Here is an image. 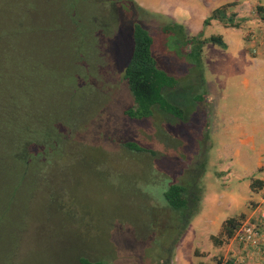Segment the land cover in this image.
I'll return each mask as SVG.
<instances>
[{
	"label": "rangeland",
	"instance_id": "374dc122",
	"mask_svg": "<svg viewBox=\"0 0 264 264\" xmlns=\"http://www.w3.org/2000/svg\"><path fill=\"white\" fill-rule=\"evenodd\" d=\"M249 1L254 15H234L236 28L195 32L162 15L180 0H59L54 12L46 0H0V264H75L80 254L159 264L165 229L176 240L167 239L168 264H227L238 254L212 236L227 218L242 224L264 209L261 185L250 189L264 180V0ZM132 16L179 82L170 99L179 115L123 113ZM219 34L225 48L202 43ZM44 132L59 150L24 171L20 142ZM172 182L192 183L196 198L184 228L163 198Z\"/></svg>",
	"mask_w": 264,
	"mask_h": 264
},
{
	"label": "trees",
	"instance_id": "16d2710c",
	"mask_svg": "<svg viewBox=\"0 0 264 264\" xmlns=\"http://www.w3.org/2000/svg\"><path fill=\"white\" fill-rule=\"evenodd\" d=\"M56 1L59 0H46L47 4L50 5V10ZM69 1V0H66ZM57 5V4H56ZM54 5L53 8L56 6ZM137 6V5H136ZM138 7V6H137ZM227 5L216 8L212 11V14L204 20V25L209 24L211 19L220 20L222 23L226 24V21L232 23L234 13L226 14ZM139 8V7H138ZM258 12L261 19H264V10L261 6L258 8ZM117 9L114 10L116 13ZM125 16V15H124ZM128 18V17H127ZM129 19L130 23V42L128 47L127 55L122 66V77L127 83V87L132 96V105L123 110L126 116L132 119H143L150 117L157 111L159 114L165 112H173L179 115L181 113L178 108V104L172 102L170 99L173 96L174 89L177 88L179 82L172 78L165 70L159 67L158 61L155 59L153 54L154 40L147 29L139 23L140 21L132 16ZM230 24L233 27H237V23ZM63 25L61 26V28ZM51 29H59L57 26H51ZM211 42L217 44L223 48L227 45L224 43L220 35L209 36L204 38L202 43ZM177 90V89H176ZM180 102V101H179ZM53 135L44 132L40 140L23 139L20 142V147L17 148L15 153V158L21 162L24 171L30 168V164L42 163L41 157L45 158L47 155H51L50 152H55L59 150L55 145V140H53ZM125 146L129 149L138 152H152L148 150L145 146L140 145L134 141H128ZM263 180L255 179L250 184V189H258L262 184ZM192 183H170L163 192V198L166 203V208L169 210L168 215L171 222L176 219L179 224L184 228L189 222L188 220L194 215L193 203H196V198L191 190ZM145 206V205H144ZM147 208V206H145ZM151 222L146 221L145 226L149 229ZM241 222L235 218H227L223 224L219 237L212 236V239L220 244L223 241L229 240L236 229L240 226ZM153 227V226H151ZM180 228V227H179ZM166 230V231H165ZM162 234L165 236V240H161L157 243L159 247L158 261L159 264H168L172 258L171 250L174 245L167 241L173 239V232L165 229ZM175 230V228H174ZM167 233V234H166ZM175 238L173 243H175ZM75 264H108L105 258H98L91 260L83 254L76 257ZM228 264V263H227Z\"/></svg>",
	"mask_w": 264,
	"mask_h": 264
},
{
	"label": "crops",
	"instance_id": "0c3cea01",
	"mask_svg": "<svg viewBox=\"0 0 264 264\" xmlns=\"http://www.w3.org/2000/svg\"><path fill=\"white\" fill-rule=\"evenodd\" d=\"M258 1H254L257 3ZM171 6H166V12H163L164 17H170V19L179 22L185 26L187 30H195L199 32L202 27H205L204 20L212 14V11L221 6L227 5L226 14L234 13L236 18L246 19L254 15V4L249 0H180V4H173ZM141 7V5L139 4ZM143 7V6H142ZM231 10V12H229ZM165 13V14H164ZM237 23V22H235ZM234 23V24H235ZM212 24H217L225 31L230 28L236 27H226L220 20L211 19L207 27ZM224 43V35L219 34ZM213 36V35H211ZM264 63V59L258 62V66Z\"/></svg>",
	"mask_w": 264,
	"mask_h": 264
},
{
	"label": "built area",
	"instance_id": "2783aa9c",
	"mask_svg": "<svg viewBox=\"0 0 264 264\" xmlns=\"http://www.w3.org/2000/svg\"><path fill=\"white\" fill-rule=\"evenodd\" d=\"M264 23V19H262ZM251 36V40H256ZM256 45L251 46L253 53L257 52ZM264 197V180L259 188ZM242 223L229 239L230 243L236 246L238 254H231L228 264H264V209L256 216L252 215Z\"/></svg>",
	"mask_w": 264,
	"mask_h": 264
}]
</instances>
